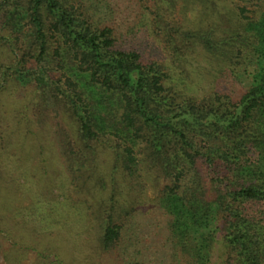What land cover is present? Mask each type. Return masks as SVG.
<instances>
[{
	"label": "trees",
	"instance_id": "obj_1",
	"mask_svg": "<svg viewBox=\"0 0 264 264\" xmlns=\"http://www.w3.org/2000/svg\"><path fill=\"white\" fill-rule=\"evenodd\" d=\"M185 1L211 19L171 25L145 0H0V35L29 41L11 67L47 107L40 125L55 131L63 103L82 165L114 156L99 185L43 202L71 264H264V11Z\"/></svg>",
	"mask_w": 264,
	"mask_h": 264
},
{
	"label": "rangeland",
	"instance_id": "obj_2",
	"mask_svg": "<svg viewBox=\"0 0 264 264\" xmlns=\"http://www.w3.org/2000/svg\"><path fill=\"white\" fill-rule=\"evenodd\" d=\"M223 1L236 10L239 6L246 7L245 13L252 17L264 11V0ZM155 3L171 25L191 27L193 23L205 24L212 17L208 14L191 17L186 12L185 0H155L148 3L150 10H156ZM163 34L159 36L164 38ZM15 39L0 35V264H60V259L71 264L74 255L67 248L70 234L65 227L48 221L50 215L43 202L60 195V185L82 188V185H99L94 184L95 179L92 181L93 169L98 164L96 174L105 173L111 168L114 156L102 152L95 163L82 165L78 125L64 104L56 102L51 111L60 121L56 130L66 140V149L72 150L71 165H67L56 130L47 124L50 121L47 107L36 97L33 87L20 84L11 67L16 56L12 45L17 44L16 52L19 49L23 52L29 42L24 36H18V42ZM40 117L48 119L47 123L41 126ZM30 130H36L37 135L33 136ZM122 180L121 184L126 185ZM139 180L150 187L147 194L153 197L156 190L153 177L143 171ZM72 186L67 194L74 199L78 195ZM81 196L88 197L91 203L97 202L86 191ZM92 236L84 238L92 240Z\"/></svg>",
	"mask_w": 264,
	"mask_h": 264
}]
</instances>
